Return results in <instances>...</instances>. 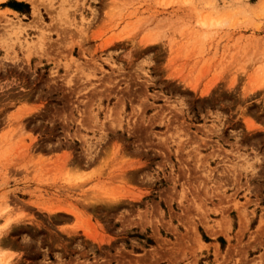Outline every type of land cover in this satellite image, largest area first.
Wrapping results in <instances>:
<instances>
[{"label":"rangeland","instance_id":"1","mask_svg":"<svg viewBox=\"0 0 264 264\" xmlns=\"http://www.w3.org/2000/svg\"><path fill=\"white\" fill-rule=\"evenodd\" d=\"M0 264H264V0H0Z\"/></svg>","mask_w":264,"mask_h":264},{"label":"bare ground","instance_id":"2","mask_svg":"<svg viewBox=\"0 0 264 264\" xmlns=\"http://www.w3.org/2000/svg\"><path fill=\"white\" fill-rule=\"evenodd\" d=\"M33 7H34V9H35V16H36V15H38V8H37V5H34ZM7 224H8V222H7ZM7 224H6V225H7ZM2 243H3V241H2ZM8 244H10V243H8ZM8 244H7V245H8Z\"/></svg>","mask_w":264,"mask_h":264}]
</instances>
